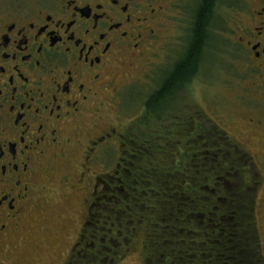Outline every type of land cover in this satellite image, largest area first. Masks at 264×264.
<instances>
[{
	"label": "flooded vegetation",
	"instance_id": "1",
	"mask_svg": "<svg viewBox=\"0 0 264 264\" xmlns=\"http://www.w3.org/2000/svg\"><path fill=\"white\" fill-rule=\"evenodd\" d=\"M231 1L213 8L210 50L222 23L219 10ZM199 2L0 0V264L54 185L73 188L80 200L76 237L62 264H91L102 254L112 256L104 258L109 264H119L138 251L128 246L124 230L138 221L133 214L138 154L153 149L156 139L169 152L178 151L183 175H215L205 182L201 177L200 188L206 183L213 191H246L259 229L260 216L264 222V0H246L241 38L246 103L239 118L227 110L215 119L199 103H171L202 64L162 105L161 130L152 126L153 113L147 121L152 129H144L140 116L127 125L122 114L125 85L117 75L156 54L176 15L186 21V51ZM143 130L149 134L141 135Z\"/></svg>",
	"mask_w": 264,
	"mask_h": 264
},
{
	"label": "trees",
	"instance_id": "2",
	"mask_svg": "<svg viewBox=\"0 0 264 264\" xmlns=\"http://www.w3.org/2000/svg\"><path fill=\"white\" fill-rule=\"evenodd\" d=\"M218 1L223 0H200L187 50L166 73L160 89L145 101L144 129H152L147 123L150 113L153 128L162 129L158 125L164 115L162 105L177 87L190 82L210 51ZM152 104L154 112H150ZM161 145L156 139L153 149L138 154V200L133 209L138 221L124 230L131 240L128 246L138 245L147 264H264L255 207L246 205V191L222 187L213 191L206 183L200 188L201 177L205 182L215 175H183L178 151L169 152ZM98 257H92L91 264H109L104 258H112Z\"/></svg>",
	"mask_w": 264,
	"mask_h": 264
},
{
	"label": "rangeland",
	"instance_id": "3",
	"mask_svg": "<svg viewBox=\"0 0 264 264\" xmlns=\"http://www.w3.org/2000/svg\"><path fill=\"white\" fill-rule=\"evenodd\" d=\"M231 2L232 5H224L219 10L222 23L217 28L218 39L213 38L215 48L204 55L199 74L171 101L177 106L184 101L187 106L199 103L215 119L217 113L224 114L227 110L239 118L240 108L246 103V44L241 39L246 35V0ZM170 21L165 40L156 49V54L147 55L143 61L117 75L118 82L125 85L122 89V114L127 125H132L136 117L144 116L146 99L159 88L163 77L185 52L186 21L179 15ZM203 119H207L206 116ZM43 203V209L29 217L27 232L14 238L4 264H62L64 261L77 233L79 197L73 188L54 185ZM53 209L55 214L51 213ZM258 223L264 255V222L261 216ZM135 248L132 244V250ZM141 253L132 251L119 264H145Z\"/></svg>",
	"mask_w": 264,
	"mask_h": 264
}]
</instances>
